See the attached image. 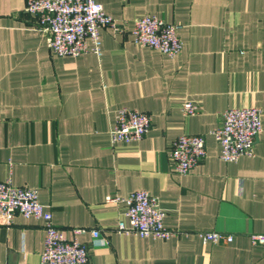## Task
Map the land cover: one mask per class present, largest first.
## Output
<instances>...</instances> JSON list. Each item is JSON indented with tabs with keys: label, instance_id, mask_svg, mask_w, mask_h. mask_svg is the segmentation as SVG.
Here are the masks:
<instances>
[{
	"label": "crops",
	"instance_id": "1",
	"mask_svg": "<svg viewBox=\"0 0 264 264\" xmlns=\"http://www.w3.org/2000/svg\"><path fill=\"white\" fill-rule=\"evenodd\" d=\"M27 0H0V179L37 188L69 238L87 244V264H264V0H96L119 22L101 28L100 53L58 55ZM156 14L179 25L175 56L137 44L134 19ZM198 112L186 116L182 103ZM262 109L253 155L226 161L210 131L230 106ZM120 106L151 114L138 140L112 142ZM205 133L207 153L174 169L172 141ZM138 188L157 196L168 238L117 230ZM84 228L74 232V228ZM202 230L232 233L205 242ZM43 220L0 216V264H43Z\"/></svg>",
	"mask_w": 264,
	"mask_h": 264
},
{
	"label": "built area",
	"instance_id": "2",
	"mask_svg": "<svg viewBox=\"0 0 264 264\" xmlns=\"http://www.w3.org/2000/svg\"><path fill=\"white\" fill-rule=\"evenodd\" d=\"M25 9L38 18V27L45 32L50 48L58 55H79L89 50L101 51V28L119 29L118 20L96 0H27ZM179 25L156 14H145L134 19L132 32L137 44L150 46L175 56L182 48ZM183 113L195 114L199 106L193 100L182 103ZM151 114L138 108L120 106L115 112L111 130L112 142L141 139L151 128ZM263 129L262 109L255 105L230 106L222 112V122L210 133L221 144L220 156L235 160L242 155H253L255 142ZM205 133H181L171 143L170 155L174 169L187 173L195 168L207 153ZM106 201L124 202L128 222L121 219L117 230L141 236L168 238L180 230L165 225V209L157 196L146 188H138L126 196L108 194ZM21 213L43 220L45 228L43 264H87L89 249L76 237L69 238L57 226L52 211L40 201L38 190L32 186L16 185L11 176L0 179V216L7 223ZM75 233L84 228L76 227ZM198 234L205 242H230L232 233L202 230ZM254 244H264V232L250 234Z\"/></svg>",
	"mask_w": 264,
	"mask_h": 264
}]
</instances>
